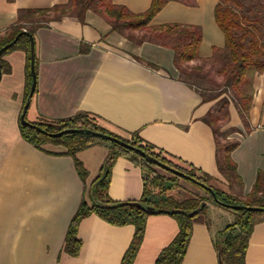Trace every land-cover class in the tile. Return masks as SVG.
<instances>
[{"label":"crops","instance_id":"obj_1","mask_svg":"<svg viewBox=\"0 0 264 264\" xmlns=\"http://www.w3.org/2000/svg\"><path fill=\"white\" fill-rule=\"evenodd\" d=\"M152 1L113 0V4L140 15L150 9ZM68 2L0 0V38L18 24L23 11L51 9ZM218 2H170L149 30L112 32L107 19L92 11L86 13L84 23L64 16L38 28L34 35L37 86L27 120L57 121L87 114L121 139L130 141L138 133L179 164L209 175L211 184L221 183L218 190L230 194V184L218 170L215 134L204 122L215 112L220 98L203 102L199 92L183 81L175 52L150 40L151 30L161 26L199 28L202 40L197 58L182 68L202 66L225 47L224 34L215 20ZM85 46L88 51L82 54ZM3 61L8 71L0 81V264H121L135 228L110 225L97 215L79 225L80 255L71 257L64 251L69 224L83 199H88L108 145L95 139L77 153L86 170L83 179L73 158L63 155V146L46 144L40 150L26 142L20 130L26 102V53L11 51ZM246 81L251 96L246 124L235 103L227 106L228 117L217 124L226 140L239 142L232 159L242 183L232 192L242 200L252 191L258 172H264V70L250 73ZM183 183L167 196L178 202L197 197L209 200L202 189ZM143 185L140 167L119 157L113 166L109 197L117 202L137 201ZM206 205V214L194 218L182 264H219L215 239L233 218L212 206L210 200ZM178 232L173 217L150 216L133 264H156ZM245 264H264V215L254 227Z\"/></svg>","mask_w":264,"mask_h":264},{"label":"trees","instance_id":"obj_2","mask_svg":"<svg viewBox=\"0 0 264 264\" xmlns=\"http://www.w3.org/2000/svg\"><path fill=\"white\" fill-rule=\"evenodd\" d=\"M170 2L191 4L194 0H153L150 9L140 15L132 14L126 8L114 5L113 0H69L66 5L55 6L51 9L23 11L19 17L18 24L11 28L4 37L0 38V50L13 42L20 33L27 32L34 38L38 28L44 27L51 21L58 20L64 16L84 23L88 11L105 17L111 26L112 32L124 33L125 31L149 30L151 22ZM215 20L219 29L224 34L225 47L217 50L209 62L207 61L202 66L193 69L182 68V65L197 58L202 40L199 28L178 25L161 26L151 30L152 38L150 40L159 42L160 45L168 47L175 52V63L184 79L183 81L199 92L203 102L218 99L221 94L205 97V90L200 89L193 80L199 82L206 79V65L210 63L221 65L219 71L224 76V85L227 89H232L240 95V98L236 99L235 105L239 109L243 122L246 124L251 102V96L244 92L246 79L250 73H262L264 70V0H219L215 9ZM143 41L145 40L140 42ZM17 49L23 50L27 57V100L32 85L30 71L31 42L29 36L24 35L20 37L14 46L4 52L0 56V65L3 74L8 71L3 57ZM87 51V46L82 47L80 50L82 54ZM219 102L223 104V118L226 119L228 117L227 106L230 103L226 99H221ZM222 111L217 112L220 114ZM214 113L210 112L204 118V122L212 127L216 137L218 170L230 185L232 183L240 184L242 183L241 178L237 174V166L232 159V153L238 148L239 142L230 141L221 145L218 139L220 128L217 127V124L222 119L219 115L215 116ZM32 124L50 134L69 129H85L113 136L143 150L146 154L170 168L184 173L203 185L213 188L210 185L211 177L209 175L205 173L200 175L198 169L179 164L167 156L165 152L145 142L138 133L133 134L130 141L121 139L103 130L96 124L94 118L87 114H78L73 118L65 120H40ZM20 130L23 139L37 149L42 150V147L46 144L63 146L66 149L63 155L73 158L79 175L81 178H85L86 170L82 163L77 160L76 155L93 144L95 141L93 137L70 134L60 138H50L21 124ZM106 144L109 148L108 155L99 176L91 186L88 199H83L69 224L64 251L71 257H78L80 255L82 242L78 236L79 225L83 219L90 215H97L110 225L118 227L133 226L135 228L133 239L121 263L133 264L143 242L146 223L150 216L165 215V211L175 210H181L186 213L197 211L196 216L206 214L207 205L202 210H198L208 200L199 197L189 198L182 202L174 200L172 197L167 196V193L173 190L182 178L157 167L136 152L124 149L113 143L106 142ZM119 157H126L139 166L142 171L143 193L137 201L117 202L112 200L108 195L113 166ZM158 169L165 171L171 177L162 175L158 172ZM194 185L203 190L198 184ZM213 189L216 191L218 199L223 203L264 208L263 171L258 172L252 191L242 203H233L234 199H236L235 197L221 190ZM203 191L214 201L209 192ZM216 205L218 204L216 203ZM234 212L237 215L236 221L220 231L215 239V249L219 264H245L250 238L255 225L260 222V219L256 220V217L264 215V213L248 212L246 210ZM169 216L177 220L179 232L175 239L159 254L156 264H182L193 235V221L196 216L194 218L183 214H170Z\"/></svg>","mask_w":264,"mask_h":264},{"label":"water","instance_id":"obj_3","mask_svg":"<svg viewBox=\"0 0 264 264\" xmlns=\"http://www.w3.org/2000/svg\"><path fill=\"white\" fill-rule=\"evenodd\" d=\"M27 35L30 38V42H31V49H30V71H31V76H32V85L30 88V92L29 95L27 97V100L25 102V105L23 107V111L22 114L20 116V123L21 125L28 127V128H32L34 130H36L37 132H39L40 134L44 135V136H48L50 138H60L63 137L65 135H70V134H79V135H84V136H91L94 139H98L104 142H108V143H113L116 144L120 147H123L124 149L133 151L138 153L140 156H142L144 159L148 160L149 162L155 164L157 167L179 177L182 178L184 180L190 181L194 184H198V186H200L201 188H203V190L209 192V194L212 196L213 200L220 206L226 208V209H230L236 212H240L242 210H246L248 212H259V213H264V208H259V207H246V206H239V205H230V204H226L221 202L218 197H217V193L216 191L211 188L210 186H206L203 185L199 182H197L195 179L185 175L182 172H179L175 169L170 168L169 166L159 162L158 160H156L155 158L149 156L148 154H146L143 150L136 148L134 146H132L131 144H127L122 140H119L113 136L110 135H106L100 132H94L91 130H85V129H69V130H64L62 132L59 133H55V134H50L47 133L46 131H44L43 129H41L40 127L32 124L31 122H29L26 118V114L30 108L33 96L35 94L36 91V86H37V78H36V69H35V61H36V52H35V41L34 38L31 34L27 33V32H23L20 33L18 36H16V38L13 40V42H11L10 44H8L7 46L3 47L0 50V56L6 52L8 49H10L12 46H14L18 40L20 39V37ZM2 78V70H1V65H0V81ZM206 206V204H202L201 208L198 210H202L204 207ZM198 212H191V213H186L184 211L181 210H175V211H165L164 214L165 215H170V214H183L186 215L190 218H194L196 216Z\"/></svg>","mask_w":264,"mask_h":264},{"label":"rangeland","instance_id":"obj_4","mask_svg":"<svg viewBox=\"0 0 264 264\" xmlns=\"http://www.w3.org/2000/svg\"><path fill=\"white\" fill-rule=\"evenodd\" d=\"M220 68H221V65H219V64L213 65L212 63H210V64L206 65V68H205V73L207 74L206 79L199 81V82H197V80H193V82L196 83V85L200 89L205 90V93H204L205 97H210V96H215V95L221 94V96L219 97L220 100L226 99L230 104L236 103V99L240 98V95L237 94L232 89H227V87L224 85L225 80H224V76L219 71ZM244 92L248 93V94L250 93V87H249L247 81H246V86L244 88ZM220 110H223V111H222V113L219 114L217 111H220ZM214 115L215 116L219 115L220 118H223V116H224L223 104H221L220 102H218L216 105ZM218 139H219V142L221 143V145L226 144V142H230V140H226L224 138V136H222L221 134L218 135ZM158 172H160L162 175H164L166 177H171V175H169L168 173H166L165 171H162L160 169H158ZM183 181H184V179H181L178 181L179 186L182 184H185V183H183ZM210 185L211 186L213 185L214 187L213 186L212 187L215 189L221 188V183L219 184V183L213 182L212 184L210 183ZM236 185H237V183H234V184L232 183V185L227 186V187H230L229 193H230V195L232 194V196L235 195V194H233L234 192H232V190L237 191L236 188L233 189L234 186H236ZM177 186H178V184H177ZM177 186L174 189L178 188ZM181 188L183 189L182 191H184V190L187 191V189H184V187H181ZM205 195L208 196V198L210 200V204H212V206L217 207L219 210H222L223 212H225L229 217L233 218L232 223H234L236 221L237 215L235 214V212L233 210L222 208V207L216 205V203L210 199V197L207 193H205ZM234 197L237 200L234 199L233 203H236V204L242 203L244 200V199L242 200L237 195H235ZM263 201H264V198H263ZM262 216L256 217V220L261 219Z\"/></svg>","mask_w":264,"mask_h":264}]
</instances>
